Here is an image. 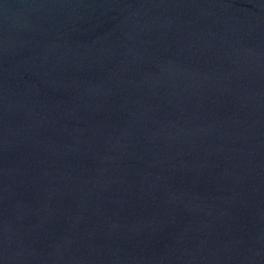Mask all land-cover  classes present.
<instances>
[{
	"label": "water",
	"instance_id": "95a60500",
	"mask_svg": "<svg viewBox=\"0 0 264 264\" xmlns=\"http://www.w3.org/2000/svg\"><path fill=\"white\" fill-rule=\"evenodd\" d=\"M0 264H264V0H0Z\"/></svg>",
	"mask_w": 264,
	"mask_h": 264
}]
</instances>
